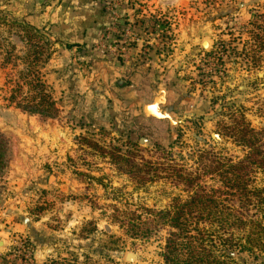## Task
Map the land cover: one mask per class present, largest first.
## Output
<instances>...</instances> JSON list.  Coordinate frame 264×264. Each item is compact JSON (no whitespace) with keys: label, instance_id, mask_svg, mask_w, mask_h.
I'll return each mask as SVG.
<instances>
[{"label":"rangeland","instance_id":"1","mask_svg":"<svg viewBox=\"0 0 264 264\" xmlns=\"http://www.w3.org/2000/svg\"><path fill=\"white\" fill-rule=\"evenodd\" d=\"M256 12L264 14V0H0V130L10 145L0 177V264H160L164 234L132 242L111 216L116 209L163 210L185 193L161 180L136 186L103 151L126 150L130 138L143 151L169 150L179 140L173 157L180 153L188 167L204 144L241 156L215 136L217 124L226 112L243 113L254 129L264 126V68L247 73L233 58L217 76H199L213 68L207 54L237 38L227 34ZM149 17L158 23L155 34L137 25ZM25 25L38 31V54L26 44ZM143 46L152 63L139 56ZM30 59H38L33 66L56 103L53 119L8 101ZM159 89L166 92L160 111L173 126L145 116Z\"/></svg>","mask_w":264,"mask_h":264},{"label":"trees","instance_id":"2","mask_svg":"<svg viewBox=\"0 0 264 264\" xmlns=\"http://www.w3.org/2000/svg\"><path fill=\"white\" fill-rule=\"evenodd\" d=\"M150 19L155 18H145L137 25L155 34L158 23L152 24ZM23 31L28 39L26 44L36 54L39 44L32 41L40 38L35 35L38 31L30 25H25ZM234 34L237 38L229 42L221 40L219 46L207 54L214 65L210 74L201 69L199 78L217 76L233 58L247 73L264 68V14L256 12L246 25L231 29L227 35ZM141 50L139 56L144 64L152 63L150 48L143 46ZM37 61L26 62L27 73L21 76L22 82L16 89H12L8 101L24 113L44 120L53 119L58 109L33 66ZM198 82L203 83L200 79ZM24 88L28 90L24 92ZM222 108L223 111L224 106ZM258 113L264 121V99ZM222 115L226 116V121L217 124L215 136L239 148L241 156L237 158L204 144L189 155L192 166L188 167L180 164L184 162L180 153L173 157L172 151L179 140L169 145V150L157 147L154 151H143L128 138L126 150L113 147L109 152L103 151L115 170L136 186L161 180L185 193V197L173 198L163 210L116 209L111 216V223L132 242H148L164 234L160 264H246L241 261L244 256L253 261L264 258V185L257 182L258 177L264 178V126L252 128L243 113ZM176 130L181 138L182 132ZM9 153V140L0 130V177L8 166ZM95 232L97 230L93 229L89 234ZM44 264L81 263L48 261ZM108 264L119 263L110 261Z\"/></svg>","mask_w":264,"mask_h":264},{"label":"water","instance_id":"3","mask_svg":"<svg viewBox=\"0 0 264 264\" xmlns=\"http://www.w3.org/2000/svg\"><path fill=\"white\" fill-rule=\"evenodd\" d=\"M166 92L163 89L156 90V96L153 98L151 105L144 107L145 116L148 118H154L157 120H168L170 125L173 126L172 118L164 112L163 114L160 111V106L166 105ZM128 260L130 258L128 257Z\"/></svg>","mask_w":264,"mask_h":264},{"label":"crops","instance_id":"4","mask_svg":"<svg viewBox=\"0 0 264 264\" xmlns=\"http://www.w3.org/2000/svg\"><path fill=\"white\" fill-rule=\"evenodd\" d=\"M116 86V85H115ZM123 88V86L122 85H118V88ZM115 88V87H114ZM113 88V90L115 91V92H113L112 93V96L114 97V99H113V102H112V105H111V107L112 108H116L117 109V105L119 104V93H121V92H119V90H117V86H116V89H114Z\"/></svg>","mask_w":264,"mask_h":264}]
</instances>
